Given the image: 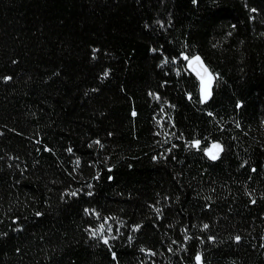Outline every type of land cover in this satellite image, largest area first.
<instances>
[{"label":"trees","instance_id":"obj_1","mask_svg":"<svg viewBox=\"0 0 264 264\" xmlns=\"http://www.w3.org/2000/svg\"><path fill=\"white\" fill-rule=\"evenodd\" d=\"M0 264H264V0H0Z\"/></svg>","mask_w":264,"mask_h":264},{"label":"snow or ice","instance_id":"obj_2","mask_svg":"<svg viewBox=\"0 0 264 264\" xmlns=\"http://www.w3.org/2000/svg\"><path fill=\"white\" fill-rule=\"evenodd\" d=\"M185 60H188L189 67H191L194 71H196V74L199 76L201 81V99L202 102L208 100L212 95V83L215 77L213 76V73L204 65L203 61L199 56H193L191 59L189 57L185 56ZM107 75V73H105ZM135 115V113H133ZM200 141L196 140L193 142V145L196 147H199ZM206 154L213 160L217 159L220 155V152L222 151V146L219 143H214L212 146L205 150ZM207 227V225H205ZM104 225H100L99 232H103ZM96 232H93V235H96ZM237 239H239L237 237ZM107 243V239L104 241ZM201 257L198 255L196 257L197 261H200Z\"/></svg>","mask_w":264,"mask_h":264},{"label":"rangeland","instance_id":"obj_3","mask_svg":"<svg viewBox=\"0 0 264 264\" xmlns=\"http://www.w3.org/2000/svg\"><path fill=\"white\" fill-rule=\"evenodd\" d=\"M189 59H191V57L189 58ZM186 63H187V66L189 67V62H188V60L186 61ZM192 71H193V73L196 75V77H197V80H198V85H199V97H200V99H201V81H200V78H199V76L196 74V71H194L191 67H189ZM202 100V99H201ZM212 146V145H211ZM210 146V147H211ZM209 147V148H210Z\"/></svg>","mask_w":264,"mask_h":264}]
</instances>
